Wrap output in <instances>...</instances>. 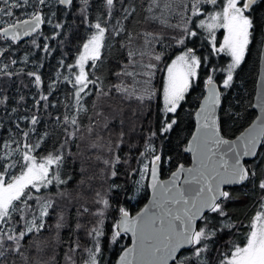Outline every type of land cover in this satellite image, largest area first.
<instances>
[{
  "label": "snow or ice",
  "instance_id": "6c2138e0",
  "mask_svg": "<svg viewBox=\"0 0 264 264\" xmlns=\"http://www.w3.org/2000/svg\"><path fill=\"white\" fill-rule=\"evenodd\" d=\"M118 2L122 5L124 0H104L102 7L105 8L109 19L112 18V10ZM174 2L175 0H163L164 8L171 15L176 14L171 10V4ZM161 3L162 0H151L148 11L151 13L159 9ZM0 4L6 6H0V17H13V10L17 9H23V15L27 17L17 18L0 31V38L12 43L34 33L43 35L41 26L45 24L53 29L66 30L65 24L56 19L57 9L64 15L78 12L81 23L94 29L83 43V50L76 62L68 68L70 75H73L72 68L78 69L74 73V79L64 77V81L71 84L74 91L71 105L65 104V108L71 107L72 112L65 111L62 119L56 117L57 125L64 133L62 140L51 144L49 150L45 141L50 133L45 131L32 143L30 134L36 133V126L40 122V118L33 114L30 118H21L31 125L28 130L22 129L19 123L15 124L23 139H17V134L8 129L9 139L0 144V264H17L18 259L22 264H42L40 260H34L30 253L43 251L42 245L46 241L42 234L51 233L53 228L55 243L66 245L62 257L64 264H78L77 254L81 258L79 264H107L108 247L116 246L122 237L129 234L132 237L131 246L120 250L116 264H211L212 245L216 242L218 233L225 229L231 231L235 225L222 222L218 228L210 227L209 214L228 216L224 204L232 198V194L224 190L223 186L244 184L253 179L256 171L246 166L244 158H258L260 152H264V115L237 140L226 139L221 134L222 117L235 115L223 109L222 98L225 92L221 91V87L224 90L233 87L236 70L244 63L249 46L253 43V20L246 13H250L253 6H264L262 0H243V3L241 0H225L219 10L216 8L220 0H181L183 11L179 15L185 23L169 24L167 17L161 20L164 12L153 18L154 21L161 20L166 27L182 31L184 35L177 40L182 46H185L189 38L197 37L198 32L193 30L192 25L193 18H198L195 27L208 32L212 51L217 55L229 57L230 62L226 68L213 67L208 57L197 55L193 47L185 46V50L166 66V79L162 89H156L152 82L158 63L164 59V51L152 55L148 63L142 64L141 67L146 69L142 73H116L117 76L128 75L133 79L136 75H142L145 79L140 88L133 85L130 89L123 83L112 85L110 88L114 87L126 97H134L141 104L148 103L149 106L157 98V92H160L163 114L159 126L155 130L149 129L144 143L139 146L142 150L136 158V168L122 171L132 162L130 149L138 147L125 141L123 130L117 133L114 143L112 140L108 141V158H96L105 166L106 178L114 182L108 185L106 194L99 191L95 193L94 203L99 205L98 208L92 210L81 205L76 209L74 224L69 222L66 210L59 203L60 199L70 201L72 196L67 189L72 176L64 173V167L69 158L74 156L69 144L84 139L81 135L80 114H87L89 111L84 104L85 98L92 95L89 86L99 88L97 98L101 93L109 94L100 86V77L95 74V70L104 62L102 50L106 48L105 41L109 34L107 21L102 24L99 15L95 23L88 20L91 0H0ZM206 5H211L213 10L207 11L204 7ZM133 11L135 9L131 7L124 9V19ZM205 16L207 19L203 18ZM116 24L118 27L112 30L113 35L125 32L119 20ZM219 29H223L225 34L223 42L217 46L215 33ZM60 35V32H56L45 39H55ZM144 35L146 44L163 39L162 36L152 33ZM147 37H151V40ZM32 43L36 48H41L35 39ZM42 50L45 53L51 51L48 46H43ZM6 52L10 50L0 49V57H4ZM128 56L131 58L134 53L129 50ZM153 60L157 63H153ZM28 61V55H24L23 62L27 64ZM16 63L15 59L11 60L12 65ZM7 68L8 65L4 64L0 73L9 79L14 75L23 74V69L14 73L7 71ZM204 68L211 73L204 80L207 95L195 114L198 122L196 134L184 148L185 152L193 154V166L185 167L184 164H179L171 173L170 180H161L162 168L170 162L171 157L164 154L162 145L158 146V141L167 138L178 127V110L182 109V103L193 88L194 82L200 79L201 70ZM217 73L225 74L220 77L222 84L219 86ZM26 75L33 79L36 88L40 90L39 100L35 104L37 110L41 108L40 101L45 102L42 106L44 109L48 108L47 102L55 90V85L50 84L45 94L42 91L44 82L41 75L37 71H29ZM57 78L59 79V76ZM23 99L21 96L20 100ZM261 99L264 101V92ZM7 101L8 96H0V106H6ZM258 106L264 114V102ZM92 107H96L94 102ZM218 110H221L220 114ZM11 111L16 112L17 109L13 108ZM88 119L90 123L87 126V134L91 137L96 125L91 122V117ZM3 128L4 125L0 123V129ZM104 128L107 129L108 125L105 124ZM102 139L103 137L96 133L91 148L99 147L98 142ZM13 144L16 147H13ZM42 147L45 153L39 154ZM80 170L83 171V168ZM121 175L129 178L138 176L137 180L132 181L135 192L150 188L152 201L135 215L125 207L117 208L119 219L106 230L108 213L113 207L111 194L114 190L123 188V185L115 182ZM83 183L84 181L80 180V184ZM259 188L264 190V180L260 181ZM260 207L264 209V202ZM87 213L95 217V220L91 227L86 228L87 222H81L80 217ZM65 229L69 230L68 239L61 237ZM248 229L243 245L230 242L226 251L216 250L220 255L218 264H264V211L256 213ZM81 234L86 242L82 241ZM51 260L54 264H60L55 260V256H52Z\"/></svg>",
  "mask_w": 264,
  "mask_h": 264
},
{
  "label": "trees",
  "instance_id": "16d2710c",
  "mask_svg": "<svg viewBox=\"0 0 264 264\" xmlns=\"http://www.w3.org/2000/svg\"><path fill=\"white\" fill-rule=\"evenodd\" d=\"M186 2V0H185ZM225 0H220V4L217 6L219 9L223 5ZM104 0H91V7L88 12V20L92 23L96 22L97 15L101 17V22L107 21L109 28V34L106 37V48L102 50L103 64L96 70L95 74L100 77V86L104 88L108 95L100 94L97 98L99 88L92 85L89 87L92 90V95L85 98L84 104L89 109L88 113H81L80 120L82 123L81 135L84 139L73 141L69 144V147L74 153L73 157L69 158L64 167V173L72 176V180L67 185L68 191L72 193L70 201L67 199H60L59 203L62 208L66 210V216L69 218L70 223H75L76 209L81 205L88 207L89 209H96L99 205L94 203L95 193L97 191L102 194H106L109 184L114 181L107 179L105 176V166L102 162L97 160V156L102 158H108L107 143L112 140L113 143L117 139V133L121 130L125 132V141L129 144H136L138 147L130 149L131 164L122 171H127L130 168H136L135 163L139 152L142 150L141 146L144 143V137L148 133L149 129L155 130L160 123V117L162 116V99L161 93L157 92V98L154 99L150 106L148 103L141 104L134 97L128 98L124 94L118 92L112 85L119 84L122 81V75L117 76L116 73H123L130 68L137 69L141 66L142 62L147 60V55L156 54L161 51L165 52L163 61L158 63L156 76L160 80V85L156 89H162L164 84L163 74L166 72V66L171 63L173 58L183 52L186 47H204L207 43L206 36L207 31L195 27L198 22V18H193V30L198 32L197 37L189 38L185 42V46L179 45L177 40L180 39L184 33L179 29L173 27H166L161 23V20L165 17L168 18L169 24H183L185 21L179 15L183 8L181 7V0H175L171 4V10L175 12V15H171L168 10L164 8L162 0L159 9H155L153 12H149L148 8L151 4V0H124L121 5L119 2L112 10V18L109 19L104 7H102ZM243 3V2H242ZM264 3V0H262ZM2 7H6L0 4ZM133 8L132 12L127 19H124V9ZM207 11L213 10L211 5L204 6ZM14 16L0 17V29L8 26L17 18H27L23 15V9L13 10ZM31 11V9H29ZM45 11H48L45 9ZM161 12H164V16L161 20H153L154 17L160 16ZM252 13L254 14L253 24H255L256 42L250 46L249 53L245 57L244 63L240 68L236 70L233 87L224 90L223 96V109L229 111L235 115H226L222 117L221 133L227 139H234L240 133H242L256 118L257 114L253 109V99L256 89V82L260 64V54L263 44V32L262 27L264 24V6H253ZM190 15V12L188 13ZM206 19V16L203 17ZM56 19L59 22L65 24L66 30L53 29L50 25L45 24L43 26V35L37 33L33 37L12 43L0 38V49L8 48L10 52H6L4 57H0V68L4 64L8 65L7 71L19 72L23 69V74L14 75L11 79L6 75L0 73V96H8L6 106H0V123L4 125L3 129H0V144L4 140L9 139L8 129H11L13 133H16L17 139H23L19 134V130L15 127L16 123H19L21 128L25 131L31 127L27 124L22 117L30 118L33 114L40 118L39 124L36 126V133L30 134V141L34 143L38 136L47 131L50 133L48 140L45 144L48 145L51 150V144L60 142L64 133L57 125L56 117L63 118L65 111L72 112L71 107L65 108V104L71 105L72 93L74 91L73 86L64 81L65 76H69L74 79V73L78 69L72 68L69 74L68 68L74 64L82 52V45L87 41V38L92 34L94 29H91L87 24H83L80 21L78 12H71L68 15H64L59 9H57ZM125 28V32H121L119 35H113L112 30L117 28L116 21ZM56 32H60L61 35L55 39H45V37H51ZM219 30L217 31L218 34ZM145 33H152L157 36H162V41H153L150 44H146ZM129 34L131 39H129ZM175 38V39H173ZM41 45V48H36L33 45L32 40ZM151 40V37H147ZM206 42V43H205ZM125 45H127L125 47ZM199 45V46H198ZM43 46H48L51 51L49 53L43 52ZM131 50L134 53L133 57L128 56V51ZM144 53V55H142ZM203 56L199 52L198 55ZM24 55H28L29 61L27 64L23 62ZM208 57V61L211 66H219L226 68V63L223 61H217L218 58L208 53L205 54ZM15 59L17 63L11 64V60ZM140 59L142 62H140ZM63 61V63H61ZM135 64H132V62ZM154 63V60L152 61ZM99 63V62H98ZM137 63V64H136ZM140 68V67H139ZM29 71H37L44 82L43 89L47 94L48 86L50 84L55 85V90L49 96L48 108L44 109L42 106L45 103L40 101L41 108L37 110L35 107L36 101L39 100L40 90H38L33 82V79L26 75ZM161 71V72H160ZM210 73L208 69L201 70V76L197 84L193 86L191 91L187 94L186 100L182 103V109L178 110L177 117L179 119V125L174 131L167 136V138H161L158 141V146L162 145L163 152L166 156L171 157L169 163L165 164L162 168L160 177L161 179L168 178L179 164H184L185 167L191 164V156L184 151L187 146L190 137L195 129V113L199 108L204 96L205 89L201 86L202 81L206 79V76ZM59 76V79L57 78ZM219 77L222 74L217 75ZM93 77H90V79ZM121 80V81H120ZM125 81V80H124ZM201 86V87H200ZM83 95V94H82ZM23 96L24 99L20 100ZM96 104V107H92V103ZM54 105V106H53ZM17 109L16 112H12L11 109ZM221 111V110H220ZM102 113V115H98ZM220 114V112H219ZM91 122L96 125V130L93 136L89 137L87 134V126ZM104 118V121L102 119ZM122 122V129H121ZM107 124L108 128H104ZM109 129L111 132H109ZM134 129V131H133ZM96 133H99L103 137L100 140L99 147L93 149L91 144L94 142ZM49 141L51 143H49ZM78 145V147H77ZM13 147H16L13 144ZM91 150H96L95 155L91 156ZM45 149L42 147L39 150V154H44ZM249 168H254L256 176L247 181L243 186L229 188L232 194V198L225 204L224 208L228 213L227 217H219L218 214H209L211 218L210 227L218 228L222 222L234 224L235 227L231 231L225 229L219 232L216 238V242L212 245L213 252L210 254L211 264H218L220 255L216 251H226L229 248L230 242H235L243 245L245 242V236L248 232V225L251 223L253 217L258 211H262L261 203L264 202V190L259 188V183L264 180V152H260L258 158H254L252 161L246 163ZM83 168V171L80 169ZM62 173V174H64ZM138 176L129 178L126 175H121L116 178L115 182L123 185L122 189L114 190L111 194L112 209L109 211V219L106 224V230L110 228L116 220L119 219V213L116 211L119 207H125L133 215L141 210L149 198V190L146 187L139 193L135 192V185L133 180H137ZM80 180L84 183L80 184ZM134 197V198H131ZM81 222H87L86 228L92 226V222L95 220L90 213L84 214L80 217ZM202 224V222H200ZM68 229H65L61 233L63 239H68ZM45 237V243L42 245L43 251L39 253L32 252L30 256L34 260H40L42 264H54L51 257L55 256V260L60 264L63 262V254L66 251V245H57L53 240L55 236V229L53 228L51 233H43ZM82 241L86 242L83 234H81ZM130 244V238L124 236L121 238V242H118L116 246H109L106 252L107 260L110 257L111 262L109 264H115L120 250L126 248ZM114 253H111L112 251ZM77 262H80L79 254L76 255ZM17 264H22L18 259Z\"/></svg>",
  "mask_w": 264,
  "mask_h": 264
},
{
  "label": "water",
  "instance_id": "95a60500",
  "mask_svg": "<svg viewBox=\"0 0 264 264\" xmlns=\"http://www.w3.org/2000/svg\"><path fill=\"white\" fill-rule=\"evenodd\" d=\"M43 26L44 25H42L41 26V29L43 28ZM7 27V26H6ZM3 30V28H1L0 29V31H2ZM262 32H263V44H262V49H261V56H260V64H259V71H258V77H257V82H256V89H255V94H254V99H253V109H254V111L256 112V114H257V116H256V118L254 119V121L242 132V133H240L236 138H234V139H229V140H237V138L238 137H240L249 127H251V125L253 124V123H256L260 118H261V116L262 115H264V114H262V112H261V109H260V107L258 106L260 103H262V102H264V101H262V99H261V95H262V92H264V24H263V27H262ZM35 34H37V33H34L32 36H25V37H22L19 41H23V40H26V39H29V38H31V37H33ZM219 86V85H218ZM207 95V92H206V94H205V96ZM204 96V97H205ZM203 100H204V98H203ZM203 100H202V102H201V104L203 103ZM201 104H200V106H201ZM200 106H199V108H200ZM199 108L197 109V111H199ZM196 111V112H197ZM219 112H220V110H218V114H219ZM196 114V113H195ZM194 119H195V129H194V131H193V134H192V136L194 135V134H196V129H197V127H198V122H197V119H196V115L194 116ZM222 134V133H221ZM191 136V137H192ZM191 137H190V139H189V141H188V143L191 141ZM227 139V138H226ZM188 153V152H187ZM188 154H190V156H191V164L189 165V166H187V167H192L193 166V154L192 153H188ZM254 159V157H245L244 158V162H245V164L247 163V162H249V161H252ZM160 179H161V177H160ZM171 179V175L168 177V178H166V179H161V180H164V181H168V180H170ZM183 179V178H182ZM246 183V182H245ZM244 183V184H245ZM244 184H236V185H224L223 187H224V190H227V189H229V188H233V187H239V186H243ZM148 190H149V198H148V200H147V202L145 203V205L141 208V210L145 207V206H149L150 205V203H151V201H152V193H151V189L150 188H148ZM140 210V211H141ZM198 223H200V222H198ZM129 238H130V244L127 246V247H130L131 246V241H132V237H131V235L129 234V235H127ZM126 247V248H127ZM117 261V260H116ZM116 264V263H115Z\"/></svg>",
  "mask_w": 264,
  "mask_h": 264
},
{
  "label": "rangeland",
  "instance_id": "374dc122",
  "mask_svg": "<svg viewBox=\"0 0 264 264\" xmlns=\"http://www.w3.org/2000/svg\"><path fill=\"white\" fill-rule=\"evenodd\" d=\"M241 2H243V0H241ZM216 10H219L218 8H216ZM206 19H207V17H206ZM218 31V30H217ZM217 31H216V33H215V35H216V39L218 40V35H217ZM221 31H223V29H219V32L218 33H220ZM223 33L225 34V32L223 31ZM206 40H207V42L209 43V45H211V42H210V38H209V34L207 33V36H206ZM218 42V41H217ZM223 42V41H222ZM221 44V42L219 43V45ZM219 45H217V46H219ZM182 53V52H181ZM180 53V54H181ZM214 53V52H213ZM180 54H178V55H180ZM153 54H149V55H147V60L146 61H144V63L142 62V60L140 59V62H142V64H146V63H148L149 62V60H150V57L152 56ZM215 57H217L218 55L216 54V55H214ZM175 58H173V60H174ZM221 60V59H220ZM224 61V63L226 62V60H223ZM154 63H157L156 61H154ZM132 64H135V62L133 61L132 62ZM137 64V63H136ZM141 64V65H142ZM140 67V68H139ZM146 69H144L143 67H141V66H138V68L137 69H135V68H130V70H127V71H125V72H131V73H134V74H137V73H142V72H144ZM161 72V71H160ZM124 73V72H123ZM156 73H157V71H156ZM156 73H155V77H154V80H153V85L155 86V88L158 86V84L160 85V80H158V77L156 76ZM163 75V78H164V81H165V79H166V72H161ZM223 75H225L224 73H222ZM201 76V75H200ZM145 78L142 76V75H136L135 76V79H133V77L132 76H128V75H122V81L120 82V83H123V84H125V85H127V86H129V88L131 89V87L133 86V85H135L137 88H140L141 86H142V82H143V80H144ZM125 80V81H124ZM141 82V83H137V82ZM194 86V85H193ZM190 91H191V89H190ZM157 95H158V93H157ZM100 116V115H99ZM102 121H104V118L102 119ZM95 153H96V150H91V156H93V155H95ZM262 211H264V209L262 210ZM112 251V250H111ZM111 253H114V251H112ZM110 257L111 256H109V258H108V260H107V264H109L110 262H111V259H110ZM112 258V257H111Z\"/></svg>",
  "mask_w": 264,
  "mask_h": 264
},
{
  "label": "flooded vegetation",
  "instance_id": "af4514ba",
  "mask_svg": "<svg viewBox=\"0 0 264 264\" xmlns=\"http://www.w3.org/2000/svg\"><path fill=\"white\" fill-rule=\"evenodd\" d=\"M246 14H248V15H250L251 16V18H252V20H253V18H254V14L252 13V11L250 12V13H246ZM253 25H255V24H253ZM224 31V30H223ZM223 31H221L220 33H218L217 35H218V42H217V45H219V43L221 42L222 43V41H223V36H224V33H223ZM259 33V31L255 34V26H254V28H253V43H255L256 41V35ZM255 41V42H254ZM206 43V42H205ZM253 43L250 45V46H252L253 45ZM199 46V45H198ZM204 47H197L196 49H195V52H196V54L198 55L199 54V52L200 53H202L203 54V57H206V55L205 54H208V53H210V54H212L213 56L214 55H216L215 53H213V51H212V48H211V45H209V43L207 42L206 44H204L203 45ZM250 46H249V49H250ZM201 55V54H200ZM247 56V55H246ZM220 59H221V61H223V60H226V62L227 63H229L230 62V58L229 57H227V56H224L223 54H219L218 55V58L216 59L217 61H220ZM224 62V61H223ZM225 62V63H226ZM227 63H226V65H227ZM208 74H211V73H208ZM220 74H222V73H220ZM217 75H219V73H217ZM216 75V78H217V81H218V85H220V84H222V81L220 80V77L219 76H217ZM222 76H223V74H222ZM199 81V79L198 80H196L195 82H194V85L195 84H197V82ZM202 85V87L205 89V94H206V88H205V84H204V81H202V83H201ZM200 86V87H201ZM221 91L223 92V88L221 87Z\"/></svg>",
  "mask_w": 264,
  "mask_h": 264
}]
</instances>
